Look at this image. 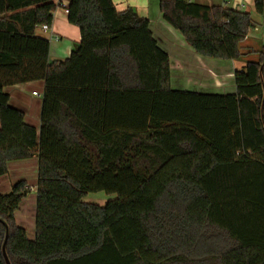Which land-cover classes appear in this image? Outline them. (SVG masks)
<instances>
[{"label":"trees","instance_id":"1","mask_svg":"<svg viewBox=\"0 0 264 264\" xmlns=\"http://www.w3.org/2000/svg\"><path fill=\"white\" fill-rule=\"evenodd\" d=\"M264 17V0H254ZM54 0H0V177L37 158L34 239L15 222L26 181L0 195V264H264V46L249 13L158 0L202 58L236 61L234 93L170 87V63L134 8L67 0L80 41L49 60ZM42 81L40 127L5 88ZM116 199L85 203L91 193Z\"/></svg>","mask_w":264,"mask_h":264},{"label":"crops","instance_id":"2","mask_svg":"<svg viewBox=\"0 0 264 264\" xmlns=\"http://www.w3.org/2000/svg\"><path fill=\"white\" fill-rule=\"evenodd\" d=\"M197 1L203 4H208L206 3V1H209L210 4H222L225 7H228L226 4L227 2L226 1L222 2L221 0H197ZM244 1L250 3V5L252 6V13H253L254 0H235L232 3V7L230 8L241 12H247L251 16L249 10L243 11L242 9L245 8ZM114 6L117 11H123L127 7H132L135 9V11L140 17L147 18L149 20V28L152 32L153 38L157 42L159 48H161L165 53H167L170 64L172 61L175 60L176 62H178L176 65L182 68V67L190 66L189 62L191 61H196L197 59L204 60L198 55H196L193 52V50L184 42L179 32L174 30L172 27H170L167 23L163 21L158 8V0H114ZM253 25L254 26L252 31L258 32L260 28H264V26H262L258 21L255 22L253 21ZM35 34L39 37L48 40L50 44V49H49L50 61L65 60L69 58L71 52L74 50V48L77 46V44L80 41L79 30L68 23L67 13H65V11L61 8H57L53 12V20L50 26V31L45 33L42 31L40 27H37L35 30ZM250 36L251 35L248 34L247 38ZM55 37H58V40H55L54 39ZM250 38H251V43L250 45H247V47L251 50L257 48L258 45L252 46L254 44L252 40H254L253 38L260 39L259 35L257 37L255 36L253 38L252 37ZM207 62L211 64L218 62L219 64H221V66L225 68L226 67L231 68L227 64L233 63L234 61H219V60L210 59ZM242 66H237L234 64L232 65L231 70L228 71L223 69V71L221 70L219 73H217V75L222 80L226 77L225 75L228 74L229 86L227 89L222 87V85L221 86L217 85L218 82L216 83L215 82L216 79H214V85L213 87H211L212 89H210V91H199V90L197 91L191 89H182V90L199 92V93H212V94L234 93V84H232L233 74L235 71L240 70ZM35 84H40V86L42 84L41 91L43 92L44 84L42 81L7 87L5 88L4 91L9 95V105L13 108L21 110L24 113V122L30 126H33L37 131H39V127H40L39 112L41 110V100L38 103V101H36L35 98L36 97L41 98V96L39 94H37V96L32 95V93L35 91L32 90L31 88ZM174 90H178V89H174ZM179 90L181 89L179 88ZM25 93H27L28 95H25ZM37 167H38L37 158H31L29 160H22V161H15L8 163L7 174L3 177H0V191H2L3 194L9 192L11 190V187L20 180L26 181L27 186L29 187V180H30L32 186H30L29 192L34 194L33 201H36V197H35L36 183L33 182L35 179L34 177L35 175L37 178ZM11 174L17 175L16 177L18 176L21 177L15 178L16 180H14V182L13 180L9 181V184L2 183V181L8 178ZM34 217H35V212H34ZM15 222L17 226L22 227L25 230L26 236L28 238L29 237L28 233L24 228L27 222V218L24 215V213L20 211V205L18 211L15 213ZM32 234L34 236V232H32Z\"/></svg>","mask_w":264,"mask_h":264},{"label":"rangeland","instance_id":"3","mask_svg":"<svg viewBox=\"0 0 264 264\" xmlns=\"http://www.w3.org/2000/svg\"><path fill=\"white\" fill-rule=\"evenodd\" d=\"M227 3V6L230 8L232 7V3L235 0H225ZM206 3L210 4L209 1H206ZM245 4V8H242L243 11L244 10H249L251 13V18L252 20L258 21L262 26H264V18L261 16L256 15L254 12L252 13V6L250 5V3H248L247 1H244ZM253 29H251L249 31L248 34H250V37H257L259 35L260 39H255L252 40V42L254 43L252 46H257V48L252 49V51L256 52L259 51L263 46H264V28H260L258 30V32L256 31H252ZM248 37L247 39H245L242 43H241V47H242V52L245 53L248 49L247 45H250L251 43V38ZM195 53V52H194ZM197 55V54H196ZM200 57V56H199ZM257 55L256 54H250L247 56H243L242 58H240L239 60L234 61L233 63H229L227 65H229L231 68H225L223 66H221V64H219L218 62L216 63H209L207 61H209L210 59L207 60V58H202L204 60H196V61H191L189 62L188 67H182L180 68L178 65H176L178 62H176L175 60L171 62L170 64V70H171V74H170V87L172 89H178L179 88L182 89H191V90H199V91H210V89H212L211 87H213L214 85V79L215 82L224 88H228L229 86V76L228 74H226L225 78L222 80L220 79V77L217 75V73H219L221 70H231L232 69V65H237V66H242L244 65L247 61H256L257 60ZM206 60V61H205ZM221 61V60H219ZM170 63V62H169ZM172 65V66H171ZM242 68V67H241ZM216 74V75H215ZM213 77V78H211ZM220 81V83H219ZM223 82V83H221ZM233 84V83H232ZM32 90H34L37 94H39L41 96L42 94V84L40 86V84H35L32 88ZM25 95H28L27 93H25ZM36 101H38V103L40 102L41 98L36 97L35 98ZM40 115V112H39ZM17 175H13L11 174L8 178L4 179L2 181V183H6L9 184V181L14 182V180H16L15 178H20L21 176L16 177ZM28 176V175H27ZM34 182L36 183V175L34 176ZM30 186H32L31 181L29 180V191H30ZM8 193V192H7ZM2 191H0V195H2ZM6 194V193H4ZM33 196L34 194L29 192L25 198L22 199L21 204H20V211L22 213H24V215L27 218V222L25 224V229L28 233V239H33L34 236L32 234V232H34V212H35V201H33ZM116 199L115 195H106L103 192H99V193H91L88 194L84 197L83 202L85 203H90V204H95L98 206H103L104 204H106L109 201H112Z\"/></svg>","mask_w":264,"mask_h":264},{"label":"built area","instance_id":"4","mask_svg":"<svg viewBox=\"0 0 264 264\" xmlns=\"http://www.w3.org/2000/svg\"><path fill=\"white\" fill-rule=\"evenodd\" d=\"M54 1L57 3L58 8L63 9L65 11V13H67V9H66L67 0H54ZM221 1L225 2V0H221ZM40 28L45 33L50 31V26H48V25H42ZM54 39L58 40V37H55ZM32 95L37 96V93L33 92Z\"/></svg>","mask_w":264,"mask_h":264},{"label":"water","instance_id":"5","mask_svg":"<svg viewBox=\"0 0 264 264\" xmlns=\"http://www.w3.org/2000/svg\"><path fill=\"white\" fill-rule=\"evenodd\" d=\"M76 48H77V46L74 49H76Z\"/></svg>","mask_w":264,"mask_h":264}]
</instances>
